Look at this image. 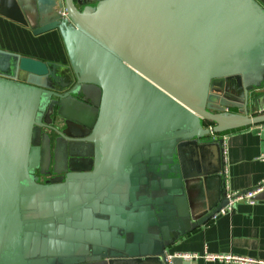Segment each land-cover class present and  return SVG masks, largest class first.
<instances>
[{
	"label": "water",
	"instance_id": "1",
	"mask_svg": "<svg viewBox=\"0 0 264 264\" xmlns=\"http://www.w3.org/2000/svg\"><path fill=\"white\" fill-rule=\"evenodd\" d=\"M0 15L58 28L70 61L0 48V264H199L169 248L228 203L219 134L264 123V0H0Z\"/></svg>",
	"mask_w": 264,
	"mask_h": 264
},
{
	"label": "crops",
	"instance_id": "2",
	"mask_svg": "<svg viewBox=\"0 0 264 264\" xmlns=\"http://www.w3.org/2000/svg\"><path fill=\"white\" fill-rule=\"evenodd\" d=\"M0 48L32 55L60 64L70 63L58 28L39 34L17 21L0 15ZM63 71H65L63 69ZM264 109V85L257 92ZM224 137L227 189L246 191L264 181V123L243 126L219 134ZM253 199L239 200L234 209L217 213L206 223L193 228L169 248V252L208 250L264 261V189ZM198 260L199 264H259L248 261Z\"/></svg>",
	"mask_w": 264,
	"mask_h": 264
},
{
	"label": "built area",
	"instance_id": "3",
	"mask_svg": "<svg viewBox=\"0 0 264 264\" xmlns=\"http://www.w3.org/2000/svg\"><path fill=\"white\" fill-rule=\"evenodd\" d=\"M254 190H246V191H239V190H229L227 189V198L228 203L221 208V210L218 213H226L230 212L234 209L236 203L241 199H253L254 195L264 189V181L259 183L256 187H254ZM175 254H178L182 256L185 259H199L204 258L206 260H226V261H248V262H254L259 264H264V261H256L252 258H247L243 256L238 255H232V254H217L209 252L208 250H205L203 252L199 251H184V252H177ZM171 256V255H170Z\"/></svg>",
	"mask_w": 264,
	"mask_h": 264
},
{
	"label": "flooded vegetation",
	"instance_id": "4",
	"mask_svg": "<svg viewBox=\"0 0 264 264\" xmlns=\"http://www.w3.org/2000/svg\"><path fill=\"white\" fill-rule=\"evenodd\" d=\"M74 94L76 96H78L79 98L81 97L80 94H78V93H74ZM53 118H54V120H53L54 124L59 126V127H61L63 125V123L65 122V118L62 117L61 115H59L58 113H54ZM43 130L47 131L53 140H54V138H56L59 135L54 129H50V128L45 127V126L43 127ZM36 173L39 175L40 181H46L48 178H52L56 175V173H54V172L42 174L39 170H37Z\"/></svg>",
	"mask_w": 264,
	"mask_h": 264
}]
</instances>
